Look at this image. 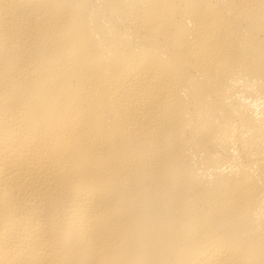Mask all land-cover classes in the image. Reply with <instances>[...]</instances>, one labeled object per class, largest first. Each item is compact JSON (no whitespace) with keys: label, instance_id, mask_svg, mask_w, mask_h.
Returning a JSON list of instances; mask_svg holds the SVG:
<instances>
[{"label":"bare ground","instance_id":"obj_1","mask_svg":"<svg viewBox=\"0 0 264 264\" xmlns=\"http://www.w3.org/2000/svg\"><path fill=\"white\" fill-rule=\"evenodd\" d=\"M0 264H264V0H0Z\"/></svg>","mask_w":264,"mask_h":264}]
</instances>
